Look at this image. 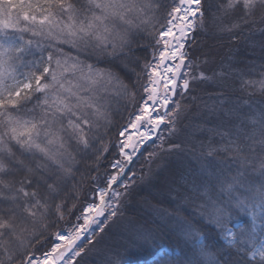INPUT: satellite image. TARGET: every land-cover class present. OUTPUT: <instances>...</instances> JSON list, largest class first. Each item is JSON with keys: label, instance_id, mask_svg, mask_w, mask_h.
Here are the masks:
<instances>
[{"label": "snow or ice", "instance_id": "obj_1", "mask_svg": "<svg viewBox=\"0 0 264 264\" xmlns=\"http://www.w3.org/2000/svg\"><path fill=\"white\" fill-rule=\"evenodd\" d=\"M162 7V0H0V264H75L84 252L74 250L76 241L92 225L103 233L118 218L122 199L137 180L129 165L138 145L151 136L140 132L138 141L129 135L113 144L111 132L120 102L135 100L142 76L146 99L128 127H167L168 140L158 137L160 152L190 157L199 166L198 172L181 175L184 191L177 196L220 229L227 244L226 253L201 245L187 264H229L225 254L234 257L231 264H264V63L193 74L209 58L205 53L194 60L186 51L191 33L205 24L202 0H172L166 23L157 29ZM212 21L233 41L245 29L259 32L264 61V0H223ZM154 34L163 49L158 56L153 51L137 72L134 53L144 47L139 38ZM194 81L208 82L212 91L208 99L191 96L184 106L174 97L189 95ZM160 109L162 115H153ZM193 111V131L179 143L169 142ZM114 148L122 159L108 165L106 187L95 193L99 203L83 208L77 217L83 224L74 232L54 233L58 242L37 258L30 251L33 242L65 218L69 182L79 199L81 164L98 172ZM153 158L157 153L149 154V161ZM156 211L162 219L168 215ZM234 213H244L247 221L229 226ZM175 225L199 243L201 233L190 218L177 215ZM94 236L86 237L90 245L98 243Z\"/></svg>", "mask_w": 264, "mask_h": 264}, {"label": "trees", "instance_id": "obj_2", "mask_svg": "<svg viewBox=\"0 0 264 264\" xmlns=\"http://www.w3.org/2000/svg\"><path fill=\"white\" fill-rule=\"evenodd\" d=\"M162 2L165 7H162L158 13L159 24H157V29H159L161 24L166 23V8L171 5L172 0H162ZM222 2L223 0H202V8L205 11V24L203 28L197 27L195 29L192 37L187 43V51L194 60L197 57L203 59L202 54L205 53L209 54V58L208 63H201L198 68H194L193 74L196 73V70L200 68L203 69L204 67H206V69H204L206 73H210L208 70H211L212 73L230 71L231 69L228 67V69L226 66L223 67V62H226V60L231 57H233V59L230 60L231 62L229 64L232 65V69L246 70L245 65L251 64L252 61H255L257 65L264 63V61L260 59V54L252 55L245 53L247 49L249 52H251L252 49L243 44L245 40H248V38L252 36L247 29H245L244 33L240 35L239 40L233 41L230 34L219 30V21H212V13L216 11L217 6ZM228 22V18L223 19V23L227 24ZM254 36L261 38L260 33H255ZM155 38V34L152 37L142 36L139 38V43L144 47L137 48L134 53V55L139 58V62L134 65L137 72L140 71V65L145 61L152 60L153 51H156L158 54L160 46L157 47L155 45ZM125 80L126 82L131 83V81H136V77L135 75H132L131 81L127 78H125ZM145 83H147L146 76H142L139 81H136V97L133 102H128L126 100L120 102L119 115L115 118V126L111 132V141L113 144L118 141L119 130L125 125L127 119L135 113L139 103L143 100L145 93L143 92L141 85ZM211 91L212 89L209 83L198 81L192 83L190 94L191 96L208 99ZM190 104L191 98L187 99L185 106ZM188 121H197V114L195 111L188 113V118L184 119L179 125L180 131L176 136L177 138L172 137L169 142L179 143L183 140V137H185L188 131V128H186L189 123ZM152 146H154V144L146 146L141 155L132 163L133 168L148 166V168L151 169V172H149L148 169L146 170L148 172L147 175H142L143 171L140 173V176H143L144 179L140 180V176L137 177L136 184L133 186L130 195L122 199L118 218H114L115 224L113 225L112 223H109L103 233L98 232L95 236V241H98V243L92 245L93 247L91 246L90 248H87L77 259L75 264H98L99 262H97V259L92 258V256H97L95 252L99 248V250L103 248L109 252L108 257L106 255V258L104 259L106 263L101 264H187V261L192 256V251L199 249L201 245L206 246L210 252H227V246L222 243L221 230L203 220L196 213V209L193 205L182 204L177 196L178 192L182 193L184 191V185L180 179L181 175L179 180L173 178L172 180L171 178L168 180L167 178L166 180L169 181L167 188H169V190L168 192H164L166 187L164 180H162L164 179V174H169L167 176L169 177L175 169H177L176 171L179 173L178 168H174L173 165H170V163H173V158H175L176 155L162 153ZM165 147H168V143ZM154 150L155 152H153ZM151 152L157 153L160 157L154 158L157 160L152 159L149 161V154ZM117 153L118 148H114L112 153L108 155L107 159L101 161L98 172L89 173L87 172L85 165L81 164L80 172H77L76 174L77 181H80L81 174H84V179L79 185V199L73 198L76 193H74L71 188L73 182H69L68 189L64 194L67 197L64 210L65 218L62 221H58L54 227H50L43 237H38V242H33L34 246L30 251L34 255H41L48 250L54 241V233L71 230L80 222V219H77V217H81L83 208L87 204L95 201V193L99 188L106 186L104 174L105 172L109 174L112 173V169L108 167V165H110V163L118 156ZM163 161L166 162L167 166H162V169L160 170L161 167L159 166L160 163L162 165ZM198 169L199 166L194 160H192L189 166V173H196L198 172ZM164 170L165 172H163ZM151 174L157 175V179L163 181V190L155 183V181H152L151 179L148 180V177ZM92 175L97 176L98 179L93 181L90 178ZM174 175L176 176V174ZM172 186L175 187L174 191ZM169 192L172 196L169 195ZM142 196H145L146 199L152 200V204L170 214L168 217L170 219L167 220L168 223H165L166 225L153 219L149 212H143L142 209L137 206V202ZM73 205H75V207H73ZM177 215L192 220L193 224L201 233L199 243L196 240L183 242L181 238L177 241L178 229L174 222H170L175 219ZM127 219L132 220L135 227H138L140 230H147L149 232L148 237L143 240V242H133L131 246H128L131 240L127 243H125V241L121 243L120 241L119 244L123 249L129 251L115 253L114 249L108 248L109 244H116L113 242L120 237L121 239L125 237L124 239L126 240L127 237L124 235L125 232L123 231L125 227L122 226V221L124 223ZM246 221L247 216L244 213H234L229 226L243 224ZM161 250V254H158ZM224 258L229 261V264H231L234 259V257H230L227 254L224 255Z\"/></svg>", "mask_w": 264, "mask_h": 264}, {"label": "rangeland", "instance_id": "obj_3", "mask_svg": "<svg viewBox=\"0 0 264 264\" xmlns=\"http://www.w3.org/2000/svg\"><path fill=\"white\" fill-rule=\"evenodd\" d=\"M194 32V31H193ZM193 32L191 33V35H190V37H189V39H188V41L190 40V38L192 37V34H193ZM256 33H259V32H256ZM261 37V36H260ZM261 40V38H257V37H255L254 35H252L251 37H249L248 38V40H245L244 41V45H247V46H249V47H251L252 49H251V52H249V50L247 49V51L245 52L246 54H254V55H257V54H260V48H259V41ZM188 41H187V43H188ZM253 42H255V43H253ZM187 43H186V51H187ZM163 49V44H161L160 45V50H162ZM157 56H158V54H157ZM231 59H233V57H231V58H228V60H226V62H223V67L224 66H226V68L228 67V65H229V63L231 62L230 60ZM204 69H206V67H204L203 69L202 68H200V69H198V70H196V73L197 72H204L205 74H207V75H212V72H211V70H208L210 73H206V71L204 70ZM228 69V68H227ZM194 82H198V81H194ZM206 83H208V82H206ZM177 92L179 93V89H177ZM146 93H145V96H144V98H143V100L144 99H146ZM189 98H191V94L190 95H186L184 98H181V96L179 95V94H177L176 96H175V98L174 99H176V100H180L181 101V103H182V105H184L185 106V102L187 101V99H189ZM143 100L141 101V103H139V105H138V107H137V109H136V111H135V113L131 116V117H129L128 119H127V121L125 122V125H123L122 126V128L121 129H124V128H126L127 129V131H126V133H125V137H119L118 136V141L120 140V139H127V136H129V135H131L132 137H133V141L135 142V141H138L139 139H140V136H139V133L140 132H145V133H149L150 132V136H151V138L150 139H144V141H143V143H140L139 145H138V151L136 152V154L133 156V160H132V162H131V164L129 165V167L131 168V171L132 172H134V173H136V176L137 177H139L140 176V173L143 171V173H142V175H147V171L146 170H148L149 168H148V166H145V167H142V168H139V167H137V168H133L132 167V163H133V161L135 160V159H137L140 155H141V153H142V151H143V149L146 147V146H148V145H153L154 144V146H152L153 148H156V149H158L159 150V148L157 147V145L160 143V141H159V139H158V137L160 136V135H163L164 137H165V139L166 140H168V138H169V132H168V129H167V127L165 126V125H161L160 126V129L159 130H157V131H151L150 130V127L149 126H147V125H145V126H143V127H140L139 128V131H137V130H134V129H132L131 127H128V125L130 124V122L131 121H133L134 119H135V116L137 115V114H139V108H140V106H141V104H142V102H143ZM172 106L171 105H169V108H171ZM163 109H160V111L159 112H157V113H154L153 115H162L163 114ZM189 122V121H188ZM197 121H190L189 123H188V125L186 126V128H188V131H187V134L185 135V137L189 134V133H191L192 131H193V127H192V125L194 124V123H196ZM179 127V126H178ZM120 129V130H121ZM119 130V131H120ZM174 137H176V136H174ZM185 137H183V140L185 139ZM177 138V137H176ZM182 139V138H181ZM117 141V142H118ZM167 144V143H166ZM165 144V145H166ZM160 151V150H159ZM153 152H155V150L153 151ZM153 152H151V153H153ZM158 157H160V156H158ZM117 158H120V159H122L121 157H119V156H117L115 159H117ZM154 159V158H153ZM149 160V159H148ZM147 160V161H148ZM154 160H157V159H154ZM173 163H170V165H173L174 166V168H178L179 169V173H177V169H175V170H173V172L171 173V175L169 176V177H167L169 174H164V179H162V180H164V183L166 184V187H165V190H164V192H168V190H169V188H167V186H168V184H169V179L171 178V180H172V178L173 179H178L179 180V177H180V175H182V174H188L189 173V166H190V164H191V162H192V159L190 158V157H178L177 155H176V157L175 158H173ZM127 163V162H126ZM162 166H167V164H166V162H162V165H161V163H160V166L159 167H161L160 168V170L162 169ZM163 172H165V170L163 171ZM176 172V173H175ZM160 173V172H159ZM163 174V173H162ZM174 174H176V176L174 175ZM178 174V175H177ZM178 176V177H177ZM168 178V180H166ZM125 179V181H127V177H125L124 178ZM149 179H151L152 181H155V183L156 184H158L159 185V187L163 190L164 188H162V186H163V181L162 180H158L157 179V175H150L149 177H148V180ZM166 180V181H165ZM106 187V186H105ZM164 187V186H163ZM102 188H104V187H102ZM167 188V189H166ZM172 188H173V191L175 190V187L174 186H172ZM160 189V190H161ZM121 190V189H120ZM150 194V193H149ZM159 194V193H158ZM144 195V194H143ZM169 195L170 196H172V194L169 192ZM108 199V197H106V200ZM92 203H99V199H98V197L96 196V198H95V201L94 202H92ZM88 205V204H87ZM86 205V206H87ZM85 206V207H86ZM137 206L138 207H140L141 209H142V211L143 212H149V214H150V216L153 218V219H155V220H157V221H159L161 224H164V225H166L165 223H168V219H170V218H168L169 216H170V214L169 213H167L166 211H163V210H161V209H159L158 207H156L154 204H152V200H150V199H146V197L144 196H142L139 200H138V202H137ZM156 210H159L160 212H166L168 215L165 217V218H161V216L160 215H158L157 214V211ZM110 211V209H107L106 211H105V216H107V214H108V212ZM197 213V212H196ZM82 216V215H81ZM176 218V217H175ZM104 219H105V217L104 216H102V217H99V220L100 221H104ZM204 220V219H203ZM170 222H174L175 223V219H173L172 221H170ZM109 223H112L113 225L115 224V219L113 218V221H109L108 222V224ZM174 223H172V224H174ZM80 224H83V219L81 218L80 219V222L77 224V225H80ZM76 225V226H77ZM122 226L123 227H125V229L123 230L125 233H124V235L127 237L126 238V240L124 239V238H122L121 239V237L118 239H115V241L113 242V243H116V244H113V245H111V244H109V247L108 248H112V249H114V252L115 253H117V252H120V251H122V252H127V251H129V250H125V249H123V247L119 244L120 243V241H121V243H123L124 241H125V243H127V242H129L130 240H131V242H130V244L128 245V246H131L132 244H133V242L134 243H137V242H143V240H145L147 237H148V234H149V232L146 230H143V229H139L138 227H135V224L132 222V220H130V219H127L126 221H124V223H123V221H122ZM176 226V225H175ZM107 227V225L105 226V228ZM178 229V228H177ZM75 231V227L73 228V229H71V230H68V231H65V232H62L63 234H65V235H67L69 232H74ZM93 232H95V236H96V234L99 232V230H98V226L97 225H92L91 226V228L89 229V231L88 232H86L85 234H84V236H82L81 237V239L80 240H78V241H76V244L73 246L74 247V250H78V248L79 247H83L84 248V251L87 249V248H90L92 245H90L89 243H88V240L86 239V237H88V236H90V235H92V233ZM95 236H94V240L96 239L95 238ZM130 236H131V238H130ZM182 239L183 240V242H187L188 241V239L179 231V229H178V239H177V241H179V239ZM201 238V237H200ZM221 239H222V243L224 244V245H226L227 246V244H226V241L224 240V238H223V233L221 234ZM55 242H58V241H56L55 240V238H54V241H53V243H55ZM53 243H52V245H53ZM52 245L48 248V250L47 251H45V252H48V251H50V249H51V247H52ZM87 245V246H86ZM86 246V247H85ZM93 247V246H92ZM100 249V248H99ZM99 249H97V251L95 252L96 253V255L97 256H92V258H94V259H97V262H99L98 264H101V263H106L105 262V258H106V255H107V257H108V255H109V252H107V250H104L103 248H101V250H99ZM44 252V253H45ZM161 252H162V250L161 251H159V253L158 254H161ZM43 253V254H44ZM43 254H41V255H35L37 258H39V259H42L43 258ZM79 257H77L76 258V261H77V259H78ZM75 261V262H76ZM110 262V261H109ZM61 264H62V262H61ZM85 264H89V263H85Z\"/></svg>", "mask_w": 264, "mask_h": 264}]
</instances>
